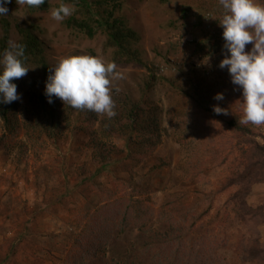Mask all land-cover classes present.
Returning a JSON list of instances; mask_svg holds the SVG:
<instances>
[{
  "label": "rangeland",
  "instance_id": "374dc122",
  "mask_svg": "<svg viewBox=\"0 0 264 264\" xmlns=\"http://www.w3.org/2000/svg\"><path fill=\"white\" fill-rule=\"evenodd\" d=\"M121 1L124 8L119 15L141 34L147 66H117L124 78L113 82L115 111L125 119L126 96L139 94L151 73L165 78L149 96L160 108L162 141L147 161L133 163L130 171L131 163L124 161L129 150L127 139L116 137L113 122H109L111 130L99 132V136L114 153L106 164L97 163L91 140L79 129L78 118L83 120L84 116L71 115L70 106L55 97L62 115V132L54 139L43 136L45 143L36 146L30 139L39 129H35L32 88L26 80L40 79L41 74L27 73L19 78L20 118L29 127L19 141L29 149L25 151L21 144H0V264H62L75 238L78 217L98 207L100 191L120 185L123 189L131 181L142 191L140 198L150 199L156 210L176 202L175 209L186 206L198 215L208 212L205 230L228 263H240L243 245L253 237L264 243V217L255 219L250 214L244 221L243 213L238 214V204L229 201L238 187L228 188V181L243 169L238 165L239 151H234L241 140L226 122L233 113L238 115V104L234 99L230 104H226L229 99L217 103L215 106L227 111L223 116L195 104L202 102L210 107L209 101L214 99L211 90H216V97L226 83L233 88L232 79L225 80L226 71L213 68L218 56H207L196 48L194 41L202 30L192 28L195 20H185L182 13L186 7H205V2L212 0H170L169 4L161 0ZM61 3L74 6L69 0H47L44 9L43 4L30 7L12 0L5 5L7 15L0 16V31L1 22L9 21L12 40L16 41L18 27L32 25L46 45L52 67L59 58L69 55L98 56L110 62L104 36L99 33L95 39H88L67 29L70 16L59 22L52 18V10ZM78 14L74 6L71 16ZM221 41L224 45V39ZM39 81L40 90L45 89V81ZM100 118L109 119L102 114ZM255 129L264 137V125H255ZM258 141L264 143V138ZM247 203L254 211L264 207V181L252 185Z\"/></svg>",
  "mask_w": 264,
  "mask_h": 264
},
{
  "label": "trees",
  "instance_id": "16d2710c",
  "mask_svg": "<svg viewBox=\"0 0 264 264\" xmlns=\"http://www.w3.org/2000/svg\"><path fill=\"white\" fill-rule=\"evenodd\" d=\"M161 1L165 4L170 2ZM69 3L78 8L79 14L69 17L66 21L67 29H72L88 39H95L100 33L105 38L106 51L111 53L110 62L117 66H147L140 46L141 34L119 15L124 8L121 0H69ZM205 3L206 6L201 8L186 7L182 13L185 20L190 17L195 20L190 22L192 28L202 30L199 32L200 38L194 41L196 48L203 50L207 56H218L213 66L216 70L225 58L224 45L221 44L223 29L219 26L223 9L219 0ZM46 4L47 0H44V9ZM1 23L3 31H0V53H3L8 48V42L13 40L9 29L11 23L6 20ZM18 35L19 39L14 42L25 45L24 59L25 66L30 69L28 73L39 72L40 79L46 83L50 75L49 68L52 67L46 54V45L32 25L18 27ZM251 47V44L247 45L246 50ZM223 70L226 71L225 80L231 79L228 70ZM38 79L30 80L28 77L26 80V84L32 88L35 129H39L38 135L30 139L36 146L45 143V136L54 139L62 132V115L58 103L55 97L53 103L48 102L45 95L46 85L45 89L40 90L42 82ZM159 81L166 80L151 73L149 81L142 83L139 94L134 95L131 92L126 96L125 119L116 115L102 120L100 114L93 111L69 108L68 113L71 115L84 116L83 120L78 118V123L81 124L79 129L91 140L95 162L104 165L114 153L108 142L99 136V132L104 134L111 130L109 122H113L116 137L127 139L129 150L124 161L131 163L130 171L133 163L139 165L155 153L162 141L163 130L160 108L153 105L149 96ZM13 82L18 86L19 79ZM194 86L199 91L198 86ZM226 86L221 89L223 100L229 99L226 104L233 102V99L236 102L242 99V90H237L238 86L233 84L232 89L228 83ZM182 93L187 94L183 90ZM215 93L216 90H211L210 94L214 99L209 101L210 107L202 102L195 104L212 114L223 116L222 113L216 114L214 111V106L223 101H217ZM217 93L220 92L217 90ZM237 104L240 112L238 115L233 113L226 122L241 140L234 151L238 149V165H242L243 169L229 179L227 187H238L229 201L238 204V214L243 213L246 221V215L250 214L255 215V219L264 217V207L255 208L254 211L247 203L252 185L264 181V143L258 141V138L264 137L256 132L254 124L239 123L243 109L239 102ZM20 107L19 100L11 104H0V144L4 142L6 146L13 147L21 144L28 151V146H22L23 143L19 141L25 129L29 130L20 118ZM128 184L123 189L120 185L100 191L101 201L98 207L78 217L75 238L70 242L62 264H232L219 254V249L210 241L209 231L205 230L204 224L208 212L198 215L197 211L186 206L175 209L176 202L165 203L156 210L150 199L146 201L140 198L142 191L132 181ZM128 188L131 189L130 192ZM256 238L253 237L249 244L243 245L240 263L237 264H264V243Z\"/></svg>",
  "mask_w": 264,
  "mask_h": 264
},
{
  "label": "clouds",
  "instance_id": "9594fccd",
  "mask_svg": "<svg viewBox=\"0 0 264 264\" xmlns=\"http://www.w3.org/2000/svg\"><path fill=\"white\" fill-rule=\"evenodd\" d=\"M0 0V16L8 13ZM20 5L39 6L44 0H17ZM223 9L219 26L223 29L224 59L219 67L227 69L242 99L237 101L243 109L239 123L264 125V0H219ZM74 6L61 3L52 10V18L63 21L73 14ZM251 44L250 50L246 46ZM25 45L8 42L0 53V104H11L21 99L15 79L24 77L30 70L25 66ZM117 65L92 55H69L59 58L49 68L45 95L48 102L59 98L76 110H88L113 118L117 115L112 97L113 82L124 78ZM119 91V89H116ZM223 100V93L216 95ZM216 114H227L225 109L214 106Z\"/></svg>",
  "mask_w": 264,
  "mask_h": 264
}]
</instances>
